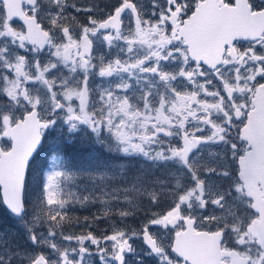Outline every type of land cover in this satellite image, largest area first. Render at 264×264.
<instances>
[{"label": "snow or ice", "instance_id": "6c2138e0", "mask_svg": "<svg viewBox=\"0 0 264 264\" xmlns=\"http://www.w3.org/2000/svg\"><path fill=\"white\" fill-rule=\"evenodd\" d=\"M0 264H264V0H0Z\"/></svg>", "mask_w": 264, "mask_h": 264}, {"label": "trees", "instance_id": "16d2710c", "mask_svg": "<svg viewBox=\"0 0 264 264\" xmlns=\"http://www.w3.org/2000/svg\"><path fill=\"white\" fill-rule=\"evenodd\" d=\"M95 210L93 209V212ZM91 213L87 212V211H78L75 213V215H80V216H83V215H90Z\"/></svg>", "mask_w": 264, "mask_h": 264}]
</instances>
